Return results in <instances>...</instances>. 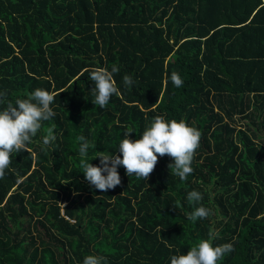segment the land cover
<instances>
[{
	"label": "trees",
	"instance_id": "16d2710c",
	"mask_svg": "<svg viewBox=\"0 0 264 264\" xmlns=\"http://www.w3.org/2000/svg\"><path fill=\"white\" fill-rule=\"evenodd\" d=\"M113 65L120 95L101 108L89 73ZM37 88L56 116L0 179V264H171L210 230L234 246L218 264H264V0H0V110ZM157 115L201 132L186 180L167 155L147 180L123 166L107 192L86 180L79 136L101 166ZM193 190L210 210L195 222Z\"/></svg>",
	"mask_w": 264,
	"mask_h": 264
},
{
	"label": "clouds",
	"instance_id": "9594fccd",
	"mask_svg": "<svg viewBox=\"0 0 264 264\" xmlns=\"http://www.w3.org/2000/svg\"><path fill=\"white\" fill-rule=\"evenodd\" d=\"M120 69L113 65L111 71L104 67H96L90 70L89 79L94 82L93 104L104 108L110 98L115 94L120 95V90L114 80V73ZM170 80L176 87L183 85L180 75L173 71ZM125 86L134 83L131 76L123 77ZM5 95L0 93V96ZM54 102V94L48 90L37 88L27 98H17L15 104L8 103L0 110V179L5 176V170L11 163V154L28 150V144L42 128V122L49 121L56 116L50 105ZM133 131L128 129L124 138L120 140L116 154L98 152L94 158L99 157L100 165H93L87 159L90 142L79 136L80 169L86 180L101 192L114 189L121 183L118 167L123 166L129 177L133 175L138 179L147 180L154 171L161 156H169L172 163L169 164L171 175L186 180L193 172L191 167L196 150L200 145L201 132L187 124L184 120H166L163 116L154 117L149 126L145 128L138 139H131ZM57 137L53 130L43 136V145L50 146ZM93 158V159H94ZM106 173V175H105ZM203 199L199 191L193 190L187 194V200L194 205V210L188 214V219L195 222L198 219L207 218L210 210L203 205L195 207ZM219 233L210 230L207 239H201L192 246L186 254L171 256V264H218L224 256L234 251L232 243L214 246ZM83 264H106L103 256L88 255Z\"/></svg>",
	"mask_w": 264,
	"mask_h": 264
}]
</instances>
